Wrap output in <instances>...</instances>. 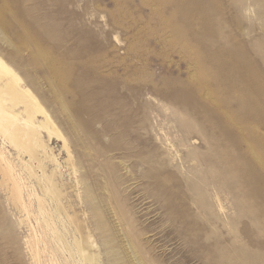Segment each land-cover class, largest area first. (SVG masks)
Here are the masks:
<instances>
[{
	"label": "rangeland",
	"instance_id": "1",
	"mask_svg": "<svg viewBox=\"0 0 264 264\" xmlns=\"http://www.w3.org/2000/svg\"><path fill=\"white\" fill-rule=\"evenodd\" d=\"M0 57L68 140L0 126V264H264V0H0Z\"/></svg>",
	"mask_w": 264,
	"mask_h": 264
},
{
	"label": "bare ground",
	"instance_id": "2",
	"mask_svg": "<svg viewBox=\"0 0 264 264\" xmlns=\"http://www.w3.org/2000/svg\"><path fill=\"white\" fill-rule=\"evenodd\" d=\"M22 81L23 80L19 76V74L10 65H8L5 60L0 57V126H9L12 131L11 129H8L4 130L3 133L6 135L11 134V136L15 138L18 137L19 139L20 137H22V135H25V133L27 135L28 133H30L32 142L35 143L38 147H40V155L43 161L42 174L39 175V179H45V177L50 175L45 170V162H52L56 166H54L55 168L53 170L51 169L53 172H55L60 167V161L58 159V156L54 152L53 146L50 145L51 136L55 134L58 138L60 137L63 141V146L65 148H68V140H66L67 138H65L64 135L60 132L58 127L55 125V122L53 121L52 117L42 106L39 99L35 96L32 90ZM38 114L43 115L42 118H40ZM44 133L48 134V140L44 139ZM0 159L4 162L2 163V165L6 166L9 170V173L6 174L11 180L14 181L13 191H18L17 195L14 194L16 202L22 207L26 208V202L22 193L20 192V185L18 183L19 181L17 182L15 179L14 169L11 165V162L1 152ZM40 184L44 196L42 197L38 193H34V195L38 197V200L40 199L42 201L45 196L49 195V192H47V188L43 186L41 181ZM214 203L216 207L223 208V204L219 198L218 192L214 193ZM62 206L64 205L62 204ZM40 208L44 209V206L41 204ZM65 210L66 209L61 207L60 200H57L56 206H53V208L51 209L52 212L58 211L62 215L64 214ZM42 215H44V220L48 224H51L48 213L44 212ZM51 226L52 231L54 233H57V239L61 241L64 245H67V238L64 237L65 232L61 231L60 229L55 230L52 224ZM76 242L78 245V249H74L73 245H69V247L67 246L71 251V256H73V254L75 253L78 255V257H80L76 259L73 258L74 256L72 258H69L70 260H72L71 264H84L83 261L85 259L91 260L92 258H95L93 253L86 252L84 249L85 247L78 243V238H74V244Z\"/></svg>",
	"mask_w": 264,
	"mask_h": 264
}]
</instances>
